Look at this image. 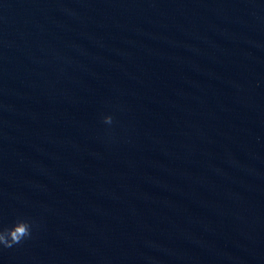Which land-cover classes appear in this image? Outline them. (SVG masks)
Instances as JSON below:
<instances>
[{"label":"water","instance_id":"obj_1","mask_svg":"<svg viewBox=\"0 0 264 264\" xmlns=\"http://www.w3.org/2000/svg\"><path fill=\"white\" fill-rule=\"evenodd\" d=\"M18 219L0 264H264V0H0Z\"/></svg>","mask_w":264,"mask_h":264},{"label":"clouds","instance_id":"obj_2","mask_svg":"<svg viewBox=\"0 0 264 264\" xmlns=\"http://www.w3.org/2000/svg\"><path fill=\"white\" fill-rule=\"evenodd\" d=\"M112 115L105 114L103 120L105 123L112 122ZM23 225V231H17V228ZM31 233V223L27 219H18L10 227H6L2 232H0V245L10 246L13 242H18L23 236L30 235Z\"/></svg>","mask_w":264,"mask_h":264}]
</instances>
